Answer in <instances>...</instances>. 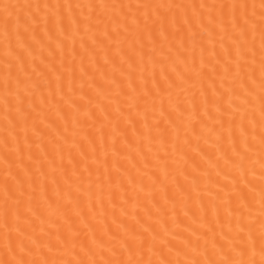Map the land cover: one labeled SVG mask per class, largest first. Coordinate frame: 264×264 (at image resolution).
<instances>
[{"label":"snow or ice","instance_id":"obj_1","mask_svg":"<svg viewBox=\"0 0 264 264\" xmlns=\"http://www.w3.org/2000/svg\"><path fill=\"white\" fill-rule=\"evenodd\" d=\"M0 264H264V0H0Z\"/></svg>","mask_w":264,"mask_h":264}]
</instances>
